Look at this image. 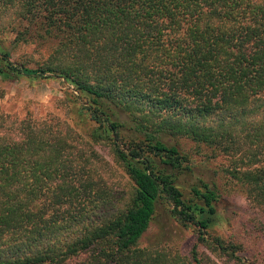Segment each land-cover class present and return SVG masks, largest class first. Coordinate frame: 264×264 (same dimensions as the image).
Listing matches in <instances>:
<instances>
[{
	"label": "trees",
	"instance_id": "obj_1",
	"mask_svg": "<svg viewBox=\"0 0 264 264\" xmlns=\"http://www.w3.org/2000/svg\"><path fill=\"white\" fill-rule=\"evenodd\" d=\"M32 43L44 65L12 58ZM23 77L70 85L78 122L0 116V264H177L139 246L160 205L194 232L189 264H264L216 232L225 189L183 184L195 164L172 142L224 155L264 218V0H0V80ZM98 145L128 198L93 169Z\"/></svg>",
	"mask_w": 264,
	"mask_h": 264
},
{
	"label": "rangeland",
	"instance_id": "obj_2",
	"mask_svg": "<svg viewBox=\"0 0 264 264\" xmlns=\"http://www.w3.org/2000/svg\"><path fill=\"white\" fill-rule=\"evenodd\" d=\"M7 40L12 34H5ZM49 51L35 44H25L13 48L16 61L28 67L44 65ZM72 87L61 83L58 79H29L20 78L16 81L0 80V116H6L7 122L18 120L27 115L47 118L55 122L52 116H58L67 122H78V118L72 112H68L66 102H62L65 92ZM69 89V90H70ZM9 117V118H8ZM5 118V117H4ZM75 118V119H74ZM180 148L188 153L195 164L193 172L183 174V184L197 179H208L215 173V178L226 192L222 200L221 220L216 232L225 238L234 237L246 248L239 253L243 262L257 261L256 257L264 254V232L260 230V224L264 222L263 213L251 205V201L241 191L235 180L229 179L222 170L228 164L227 158L218 153L209 151L206 146L196 145L195 142L185 137L173 139ZM100 162L92 164L93 169L105 176L110 191L115 196L128 198L131 182L120 165L113 159L107 146L98 145ZM100 164V165H99ZM254 224L253 227H249ZM195 240L192 228L180 226L166 211L164 206L157 207L155 216L148 229L140 239L139 246L146 248L151 254H160L168 260L175 258L177 264H189V250ZM213 262L209 264H240L226 257L211 255ZM79 259H72L67 264H79Z\"/></svg>",
	"mask_w": 264,
	"mask_h": 264
}]
</instances>
